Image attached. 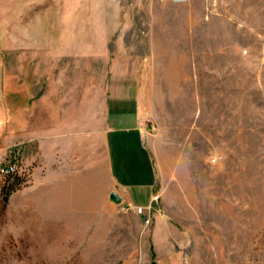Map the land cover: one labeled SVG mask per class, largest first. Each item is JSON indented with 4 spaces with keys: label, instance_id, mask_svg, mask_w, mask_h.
<instances>
[{
    "label": "rangeland",
    "instance_id": "rangeland-1",
    "mask_svg": "<svg viewBox=\"0 0 264 264\" xmlns=\"http://www.w3.org/2000/svg\"><path fill=\"white\" fill-rule=\"evenodd\" d=\"M63 48L93 83L140 87L148 226L118 208L110 236L58 245L6 221L30 172L4 189L2 166L21 160L5 139L4 78L24 82ZM0 264H264V0H0Z\"/></svg>",
    "mask_w": 264,
    "mask_h": 264
},
{
    "label": "crops",
    "instance_id": "crops-1",
    "mask_svg": "<svg viewBox=\"0 0 264 264\" xmlns=\"http://www.w3.org/2000/svg\"><path fill=\"white\" fill-rule=\"evenodd\" d=\"M41 56L35 76L19 82L6 74L2 87L5 139L20 147L30 172L28 184L5 199L6 221L10 214L21 234L51 236L58 245L101 241L122 226L113 224L123 218L121 203L149 207L155 199L140 87H107L102 75L93 83L90 67L69 48Z\"/></svg>",
    "mask_w": 264,
    "mask_h": 264
},
{
    "label": "built area",
    "instance_id": "built-area-1",
    "mask_svg": "<svg viewBox=\"0 0 264 264\" xmlns=\"http://www.w3.org/2000/svg\"><path fill=\"white\" fill-rule=\"evenodd\" d=\"M1 172L4 177L21 176L25 169L21 163V160L17 157H12L7 163H5ZM120 210L123 212H134L142 217V223L144 226H148L152 221L151 206L143 207L132 204H120Z\"/></svg>",
    "mask_w": 264,
    "mask_h": 264
},
{
    "label": "trees",
    "instance_id": "trees-1",
    "mask_svg": "<svg viewBox=\"0 0 264 264\" xmlns=\"http://www.w3.org/2000/svg\"><path fill=\"white\" fill-rule=\"evenodd\" d=\"M7 179L10 181L12 180L10 183H9V186L7 185V187L5 186L4 189L8 192H12L13 190H15L16 188H18L22 181L21 179L19 178V176H13V177H7Z\"/></svg>",
    "mask_w": 264,
    "mask_h": 264
},
{
    "label": "water",
    "instance_id": "water-1",
    "mask_svg": "<svg viewBox=\"0 0 264 264\" xmlns=\"http://www.w3.org/2000/svg\"><path fill=\"white\" fill-rule=\"evenodd\" d=\"M111 199H112L113 201L117 202V203H120V202H121V198H120V196H119L118 194H116V193H112V194H111Z\"/></svg>",
    "mask_w": 264,
    "mask_h": 264
},
{
    "label": "bare ground",
    "instance_id": "bare-ground-1",
    "mask_svg": "<svg viewBox=\"0 0 264 264\" xmlns=\"http://www.w3.org/2000/svg\"><path fill=\"white\" fill-rule=\"evenodd\" d=\"M175 1H185V0H175Z\"/></svg>",
    "mask_w": 264,
    "mask_h": 264
}]
</instances>
